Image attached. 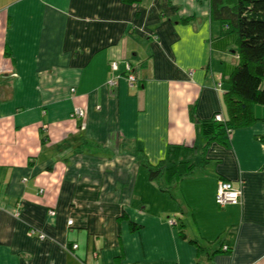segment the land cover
I'll list each match as a JSON object with an SVG mask.
<instances>
[{
    "label": "crops",
    "instance_id": "obj_1",
    "mask_svg": "<svg viewBox=\"0 0 264 264\" xmlns=\"http://www.w3.org/2000/svg\"><path fill=\"white\" fill-rule=\"evenodd\" d=\"M234 50L207 0H0V264H264V106L200 165ZM170 145L197 168L159 184Z\"/></svg>",
    "mask_w": 264,
    "mask_h": 264
},
{
    "label": "trees",
    "instance_id": "obj_2",
    "mask_svg": "<svg viewBox=\"0 0 264 264\" xmlns=\"http://www.w3.org/2000/svg\"><path fill=\"white\" fill-rule=\"evenodd\" d=\"M122 1L136 5L142 0ZM207 2L211 19L219 22L226 35L232 34L234 37L237 65L226 80L228 89L223 97L226 119L217 121L215 115L211 121L200 124L207 138L202 149L200 165L206 162L204 156L210 143L217 142L229 147L231 132L253 122L252 104L264 106V0H207ZM185 21L183 19V22ZM193 154L194 148L182 145L168 146L164 160L156 167L148 168L150 180L166 175L171 184H178L190 177L197 168L191 161ZM129 229L136 231L139 226L129 223ZM179 236L184 237L181 232ZM227 246L228 250H231V246ZM201 251V248H198V253Z\"/></svg>",
    "mask_w": 264,
    "mask_h": 264
},
{
    "label": "built area",
    "instance_id": "obj_3",
    "mask_svg": "<svg viewBox=\"0 0 264 264\" xmlns=\"http://www.w3.org/2000/svg\"><path fill=\"white\" fill-rule=\"evenodd\" d=\"M117 69H118V63L116 61H111L109 63V71L111 73H114L115 71H117ZM124 74H125V80L127 81L128 84L132 85L135 83V75L133 73V70L131 69L130 64H128L127 62L124 63ZM109 83L113 85L115 83V78L112 77L109 80ZM71 117H84V113L80 109H74V111L71 114ZM215 120L221 121L222 118L220 115H216ZM240 195L241 192L239 189H235L227 181L219 180L217 182L214 200L216 205L221 208L227 205L236 206L239 204ZM50 214H53V212H50ZM168 224L172 226L174 225V222L172 220H169ZM68 225H71V221H68ZM30 234H32V232H30ZM39 238L42 239L43 236L39 235ZM76 247H77L76 245H72L71 249L72 250L76 249ZM222 250L229 251L228 246H223Z\"/></svg>",
    "mask_w": 264,
    "mask_h": 264
},
{
    "label": "rangeland",
    "instance_id": "obj_4",
    "mask_svg": "<svg viewBox=\"0 0 264 264\" xmlns=\"http://www.w3.org/2000/svg\"><path fill=\"white\" fill-rule=\"evenodd\" d=\"M168 1H172V0H168ZM160 178L161 177H158L157 178V182L160 184ZM230 183V182H229ZM231 184V183H230ZM232 185V184H231ZM217 186V185H216ZM233 187V186H232ZM236 189V188H235ZM215 191H216V189H215ZM214 196H215V193H214ZM214 202H215V200H214ZM216 204V203H215ZM217 206V205H216ZM228 206V205H227ZM232 206H234V205H232ZM219 208H221V207H219ZM223 208V207H222ZM174 225H175V223H174ZM174 225H172V226H174Z\"/></svg>",
    "mask_w": 264,
    "mask_h": 264
}]
</instances>
